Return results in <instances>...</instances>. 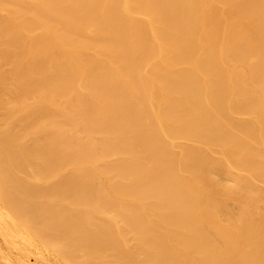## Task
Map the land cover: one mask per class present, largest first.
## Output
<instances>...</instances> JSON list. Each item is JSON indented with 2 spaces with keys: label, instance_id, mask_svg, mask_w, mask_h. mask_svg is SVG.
<instances>
[{
  "label": "bare ground",
  "instance_id": "obj_1",
  "mask_svg": "<svg viewBox=\"0 0 264 264\" xmlns=\"http://www.w3.org/2000/svg\"><path fill=\"white\" fill-rule=\"evenodd\" d=\"M0 264H264V0H0Z\"/></svg>",
  "mask_w": 264,
  "mask_h": 264
}]
</instances>
